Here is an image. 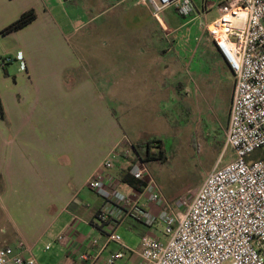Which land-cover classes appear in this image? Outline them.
<instances>
[{
	"label": "crops",
	"instance_id": "1",
	"mask_svg": "<svg viewBox=\"0 0 264 264\" xmlns=\"http://www.w3.org/2000/svg\"><path fill=\"white\" fill-rule=\"evenodd\" d=\"M31 9L33 23L2 35ZM165 24L139 0H0V246L34 256L40 245H57L54 264H86L70 250L103 242L112 229L150 227L131 215L103 225V202L80 196L103 172L144 210L158 211L123 181L129 160L120 156L110 170L103 163L134 144L151 142L155 152L188 91L180 38ZM213 54L234 79L215 45ZM8 56L14 61L4 66ZM61 234L70 235L68 245L57 242ZM119 249L111 244L103 257Z\"/></svg>",
	"mask_w": 264,
	"mask_h": 264
},
{
	"label": "built area",
	"instance_id": "2",
	"mask_svg": "<svg viewBox=\"0 0 264 264\" xmlns=\"http://www.w3.org/2000/svg\"><path fill=\"white\" fill-rule=\"evenodd\" d=\"M139 1L150 6L154 17L170 7L182 18L196 11L195 0ZM213 5L204 0L200 15ZM217 6L220 17L207 25V33L234 75L225 148L233 150L235 160L214 168L191 199L171 203L147 163L134 157L133 148L113 152L103 168L113 169L120 156L135 158L130 176L143 184L139 194L158 211L153 215L144 210L138 195L114 188L103 172H96L88 188L105 201L99 222L115 228L123 216L131 215L150 227L161 223L166 239H149L140 251H133L112 229L105 241L93 239L87 247L70 250L80 262L117 264L129 254L128 264H264V159H252L264 150V0H218ZM13 61L10 56L1 60L4 66ZM70 239L61 234L57 242L68 245ZM111 244L120 249L105 259ZM0 264L38 262L22 247H2Z\"/></svg>",
	"mask_w": 264,
	"mask_h": 264
},
{
	"label": "rangeland",
	"instance_id": "3",
	"mask_svg": "<svg viewBox=\"0 0 264 264\" xmlns=\"http://www.w3.org/2000/svg\"><path fill=\"white\" fill-rule=\"evenodd\" d=\"M208 2L214 5L202 15L204 0H195L196 11L190 17H180L174 7L162 14L167 23L166 32L170 28L180 38V57L188 65L187 75L182 76L188 91L181 97L179 110L175 109L174 114L167 118L170 121V117H173L174 128L170 130L169 122L166 121L159 140L166 159L157 158L147 162L150 173L171 203L182 198L191 199L214 168L235 160L233 150L225 148L234 79L219 66L213 54L214 44L207 33V25L220 17V11L218 0ZM116 101L123 103V100ZM118 111L120 122L124 125V115L120 109ZM154 151L158 154L160 149L155 148ZM263 154L264 150H258L254 159ZM141 156L145 158L146 154L142 152ZM80 197L90 202H93L92 199L101 200L105 204L102 198L89 190H83ZM137 226L135 230L123 227L118 231L133 251H140L149 239H166L161 223L153 227ZM55 246L48 252H44V245L37 247L34 256L39 264L56 262L53 256L57 251ZM129 259L128 254L120 264Z\"/></svg>",
	"mask_w": 264,
	"mask_h": 264
},
{
	"label": "trees",
	"instance_id": "4",
	"mask_svg": "<svg viewBox=\"0 0 264 264\" xmlns=\"http://www.w3.org/2000/svg\"><path fill=\"white\" fill-rule=\"evenodd\" d=\"M37 19V13L34 9H31L25 13H23L20 18L18 20H16L15 22H13L12 24H10L9 26H7L1 33L2 35H7L13 32H18L22 29H24L25 27H27L28 25H30L31 23H33L35 20ZM0 115L2 116V118H5V112H4V108H3V104L0 98ZM157 143H159V153H155L153 151H151V142H148L146 144H134L133 145V151H134V157H138L140 159H142L145 163H147L148 161L151 160H156L157 158H160L161 160H165V156L164 153L165 151L163 150V145L160 141H157ZM147 146V154L145 158H142L141 156V152L140 149H143ZM256 155L254 154L252 156V159H254ZM257 159H264V154L261 157H258ZM256 158L254 160H257ZM136 159H131L129 160V169L132 165V163L135 161ZM129 171V170H128ZM126 172V174L123 177V181L128 184L129 186L137 189L136 191H142L143 189V184L138 182L137 180L133 179L130 176L129 172Z\"/></svg>",
	"mask_w": 264,
	"mask_h": 264
}]
</instances>
